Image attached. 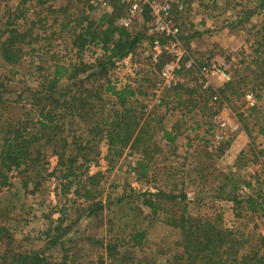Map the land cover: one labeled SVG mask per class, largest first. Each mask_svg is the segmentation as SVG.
Returning a JSON list of instances; mask_svg holds the SVG:
<instances>
[{
  "label": "rangeland",
  "instance_id": "rangeland-1",
  "mask_svg": "<svg viewBox=\"0 0 264 264\" xmlns=\"http://www.w3.org/2000/svg\"><path fill=\"white\" fill-rule=\"evenodd\" d=\"M180 2L185 44L198 64L209 65L208 79L199 70L183 73L178 85L165 88L157 104L152 98L156 77L148 38L135 51L136 66L121 60L109 72L118 88L129 86L137 92L130 103L143 110L144 120L149 118V126L155 129L158 148L148 173L141 174L137 166L139 159L147 157L143 150L110 151L104 139H96L88 172L97 174V183L85 181L84 166L69 185L63 179L69 161L78 152L77 144L92 136L88 122L71 128L65 119L64 131L51 142L45 137L38 143L43 153L38 164L9 173L11 185L0 194V263L39 252L48 264H171L182 250L183 211L247 240L264 235V90L253 92L251 84L241 90L245 92L241 96L228 91L226 101L218 91L241 76L253 77L245 69L254 67L263 41L264 0ZM103 14L86 0H0V114L7 120L12 116L31 122L36 105L33 90L51 66L58 61L95 62L102 54L100 48L90 45L79 58L71 29L78 19L99 20ZM14 30L28 35L24 56L12 64L5 58L3 42ZM131 31L147 34V25L137 21ZM247 93L253 94L254 105ZM109 98L115 105L107 118L111 122L125 106ZM148 105L151 110L145 111ZM219 115L228 128H238L216 145L213 138L220 128L213 120ZM173 126L178 139L165 143L161 128ZM79 160L76 165L82 164L83 157ZM195 179L198 183H192ZM158 192L175 199L151 196ZM87 194L94 199L87 200ZM249 197L260 205L255 208ZM149 199L156 208L145 203ZM224 199L227 202H221ZM135 231L146 234L141 246H134L131 239Z\"/></svg>",
  "mask_w": 264,
  "mask_h": 264
},
{
  "label": "trees",
  "instance_id": "trees-1",
  "mask_svg": "<svg viewBox=\"0 0 264 264\" xmlns=\"http://www.w3.org/2000/svg\"><path fill=\"white\" fill-rule=\"evenodd\" d=\"M112 6L113 11L103 14L99 20L85 16L78 19L76 26L71 29V35L74 37L72 44L77 48L79 58L90 45L100 48L102 54L95 62L58 61L51 66L50 72L44 75L39 86L33 90L36 105L30 112V116L33 117L31 122L26 123L12 116L7 117L9 118L7 120L1 112L0 194L4 188L11 185L9 173L28 165H36L42 160L43 153L38 148L40 145L38 143L45 137L49 139L47 142H51L53 136L64 131L67 118L69 125H72L71 128L80 121L88 122L90 125L88 132L92 136L85 142L77 144L78 152L69 161L70 165L63 174V179L69 181V185L74 183L72 178H78L77 169L84 166L87 169L84 171L87 176L85 181L97 183V174L88 172V164L91 162L88 156L93 150L91 144L96 139H104L110 151L143 150L142 153L149 156V159L146 156L145 159H139L137 166L141 174L148 173L153 154L156 147L158 148L154 142L155 129L149 126L147 121L149 118L144 120L143 110L139 111L130 103V98L135 97L137 92L129 86L118 88L109 79L110 70L121 60L135 53L148 36L143 32H132L119 26L117 19L125 12V8L120 0H112ZM180 13L178 11L176 15L182 27ZM27 35L17 30L9 32L8 38L3 42L4 55L9 63L15 64L24 56L23 45ZM186 39L187 37L183 38ZM262 40L256 51L258 56L253 62L254 67L249 66L245 69L246 71L250 69L253 77L249 79V74L241 76L239 80L227 83L224 89H219L218 91L225 97L223 100L226 101L228 98L226 94L228 91L239 96L245 94L241 90H247L251 84L250 90L253 92L264 90V36ZM189 73L192 71L185 74ZM182 87L180 96L184 91ZM257 95L261 98V94ZM112 96L121 102L125 109L115 112L109 122L107 118L112 116L109 112L112 107H114L112 111L115 109L109 98ZM257 109L258 107L253 108L254 111ZM174 129V126L171 129L161 128L163 139L170 143L177 141L179 135L173 132ZM243 129L248 131V125ZM240 137L239 134L235 136L236 140ZM80 156L83 157V162L76 165L80 161ZM151 196L163 197L164 200L175 199V196L167 192L151 193ZM93 199V196L87 194V200ZM248 201L253 202L255 208L260 205L252 197H249ZM145 203L153 209L156 208L152 199ZM98 209L99 207L91 213ZM180 222L179 226L183 231L182 250L173 256L174 262L171 264H264V235L260 234L255 240H247L236 235L234 230L205 224L186 216L185 211ZM145 236V232L135 231L131 236L135 242L134 246H141ZM0 264H48V262L42 253L32 252L18 254L12 257V261L4 258Z\"/></svg>",
  "mask_w": 264,
  "mask_h": 264
},
{
  "label": "built area",
  "instance_id": "built-area-1",
  "mask_svg": "<svg viewBox=\"0 0 264 264\" xmlns=\"http://www.w3.org/2000/svg\"><path fill=\"white\" fill-rule=\"evenodd\" d=\"M90 7L98 8L104 13L113 11L112 0H86ZM125 12L117 19V24L131 30L137 21L147 25L149 42V57L155 72L156 81L152 89V98L157 104L162 102L165 88H172L180 80L181 74L199 70L208 79L210 67L202 65L190 56L183 30L177 20L176 13L183 10L180 0H120ZM230 79V76H227ZM209 84V80L205 82ZM251 105L255 104L252 93L246 94ZM149 101L147 102V104ZM151 108L146 107L145 111ZM213 125L220 128L214 136V144L219 145L234 133L238 126L228 128V122L223 117L216 116Z\"/></svg>",
  "mask_w": 264,
  "mask_h": 264
},
{
  "label": "crops",
  "instance_id": "crops-1",
  "mask_svg": "<svg viewBox=\"0 0 264 264\" xmlns=\"http://www.w3.org/2000/svg\"><path fill=\"white\" fill-rule=\"evenodd\" d=\"M143 45H146V43H144ZM136 58H137V55H135V53H133V54H131L130 56H128V57H126V58H124L123 60H122V63H125V64H129V63H131V67H133V66H136L137 65V63H136ZM120 63V62H119ZM130 68V67H129ZM128 67L126 68V69H129ZM171 129V128H170ZM164 140V142L165 143H169V144H172V143H170L169 141H167V140H165V139H163ZM176 142V141H175ZM194 177H196V176H194ZM198 178V177H197ZM198 183V182H196V179L195 180H193V182L192 183ZM219 197H220V195H219ZM190 198V197H189ZM220 199V198H219ZM221 202H227V200H222ZM229 203V202H228ZM226 207H228V205H226Z\"/></svg>",
  "mask_w": 264,
  "mask_h": 264
}]
</instances>
